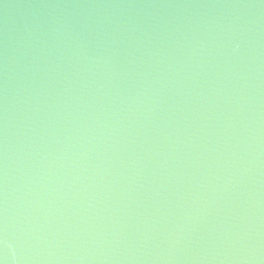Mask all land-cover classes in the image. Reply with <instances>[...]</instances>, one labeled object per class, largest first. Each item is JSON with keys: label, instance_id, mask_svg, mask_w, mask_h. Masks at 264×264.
<instances>
[{"label": "water", "instance_id": "obj_1", "mask_svg": "<svg viewBox=\"0 0 264 264\" xmlns=\"http://www.w3.org/2000/svg\"><path fill=\"white\" fill-rule=\"evenodd\" d=\"M0 264H264V0H0Z\"/></svg>", "mask_w": 264, "mask_h": 264}]
</instances>
